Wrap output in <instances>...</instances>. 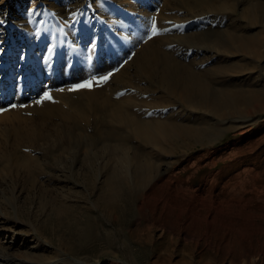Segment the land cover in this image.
I'll return each mask as SVG.
<instances>
[{
	"label": "bare ground",
	"instance_id": "obj_1",
	"mask_svg": "<svg viewBox=\"0 0 264 264\" xmlns=\"http://www.w3.org/2000/svg\"><path fill=\"white\" fill-rule=\"evenodd\" d=\"M5 1L0 2V24L5 23L7 28L11 21L16 22L25 35L23 46L27 55L22 66L16 69L17 53L10 46H4L11 36L10 30L7 28L1 32L3 47L0 53L8 59V65H13L10 74L16 76L17 73L20 77L24 74L23 69L27 68L30 71L29 83L39 82L32 91L36 95L43 92V84L51 87L43 92L39 101L32 103L28 102L32 98L30 94L21 95L24 94L23 87L19 85V91L10 89L7 100L2 86L5 82L0 80V122L8 115V139L7 135L4 136L2 145L10 143L14 153L21 148L33 151L34 146L39 149L36 153H42L41 156H31L29 163L25 162L27 177L36 184L38 175L43 171L49 184H53L54 179L60 180L61 176L72 182L81 167L84 187L89 194L110 188L113 198L102 204L106 213L111 214L110 209L116 205L115 198L127 188L131 192L128 197L136 202V209L139 212L149 209L156 213L165 233L175 229L178 233L190 232L192 239H198L200 243L201 240L226 242L224 255L233 248V261L249 254L251 246L238 230L244 225L245 213L264 212V137L254 139L252 134L248 136L250 118L255 113L264 112L262 29L248 31V26L239 25V20L231 15L224 19L226 24L223 25L216 14L234 12L233 0H188L187 3H182V0H133L118 1L114 6L104 1L105 4H100L101 10L95 12L94 19L90 20L91 31H85V19L83 27L79 22L74 24L78 35L92 41L91 50L88 47L80 49L81 45H78L74 49L76 54L72 53L73 49L66 39L63 41L69 48L60 45L63 55H59L57 46H47L48 40L44 36H40L41 46L34 45L39 37L31 32L35 21L18 16L13 9L10 12ZM240 4L242 18L248 23L256 25L264 22V0H241ZM136 5L145 8L131 12L133 10L130 9ZM148 7L160 8L152 21ZM115 9L123 13V19H117ZM79 13L80 7L71 10L72 15ZM104 14L106 18L100 20ZM71 19L75 20L74 17ZM180 20L186 22L182 27L175 28L171 24ZM52 23L56 24L55 21ZM55 27L57 29L58 25ZM34 28L42 27L38 25ZM142 32L149 37L145 38V35L141 39ZM68 33L72 35V32ZM237 57L242 59L232 60ZM48 58L56 62L52 64L42 60ZM251 61L255 62L252 67ZM19 68L22 71H18ZM105 76L109 77L106 82L101 79ZM89 81L93 82L90 88L60 89L64 85ZM12 85L8 79V86ZM46 94L51 99H45ZM10 99L16 106L2 112L4 105L12 103ZM232 130L241 136L232 163L223 157L211 158L209 154L208 165L214 168L225 164L223 169L231 172V179L223 185L222 192L236 191L234 196L225 194L216 205L209 200L208 194L214 191V187L206 191L207 195H196L192 188L185 191L181 186L173 188L174 193L169 192L171 180L176 178H172V173L169 175L170 168L178 163L169 156L176 158L179 148L188 150L199 146L201 150H208ZM40 144L42 146L38 147ZM150 148L156 153L146 152ZM50 151L58 152L52 160L47 154ZM57 164H69L73 166V171L67 173L63 166ZM221 172L224 171H218L211 178L217 179ZM7 175L4 170L0 172V186ZM159 190L163 192L160 195L157 194ZM70 191L73 192L74 187ZM12 208L18 212L16 204ZM202 208L216 213L228 211L227 220L232 231L231 227L218 230V223L216 227L198 224L199 219L194 214H199ZM188 209L191 217L186 216ZM22 223L17 217L9 218L0 209V236L6 233L13 235L10 241L0 242V264H63L59 260L43 258L39 251L37 253V249L42 248L39 239L29 247L36 253L26 252L29 259L18 257L15 253L17 245H14L18 242H14L20 239L17 237L22 233L17 226ZM29 226V233L39 234L40 224L31 221ZM258 243L259 247L255 246L253 250L260 252L261 261L258 258V264H264V240ZM181 255L187 258V255Z\"/></svg>",
	"mask_w": 264,
	"mask_h": 264
},
{
	"label": "rangeland",
	"instance_id": "obj_2",
	"mask_svg": "<svg viewBox=\"0 0 264 264\" xmlns=\"http://www.w3.org/2000/svg\"><path fill=\"white\" fill-rule=\"evenodd\" d=\"M1 1L2 0H0V2ZM104 1H108L110 3L109 5L113 4L114 6L117 5L118 1L123 3L132 2L133 0H6L5 5L8 6L10 12L14 11L18 16H22L26 19L35 21L31 32L34 36H39L37 37L39 41H37L38 39L36 38V43H34V45L37 44V47L41 46L40 36H44L48 40L47 46L51 45L54 48H56L57 46L58 54L63 55L61 51L63 48L61 46H63L65 49L67 47L68 49V44L73 49L72 53L74 52L75 54L76 50L74 49H76L78 45H81L80 49L88 47L90 48L89 51L91 50L93 44L92 41L83 39L81 34L78 35V33L75 32L74 24L75 22H79V24L81 23V27H83V19H85L87 22L85 31H91L90 20L95 15V12H97L99 9L101 10L100 4H105ZM187 2L188 0H182V3ZM240 2L239 0H233L236 8L235 11L227 13H217V19L223 22L222 24L225 25L226 21L224 19L231 15L235 20H239V25L248 26V31L250 30L251 32H256L262 29L261 31L264 33V22L262 23L260 21L256 25H252L250 22L248 23L246 19L242 18V6ZM137 6L138 5H136L134 9H130L133 10L131 12H139L142 11L143 8H145L143 6ZM77 7H80L81 13L72 15L71 10L76 9ZM11 9L13 10L11 11ZM147 10L151 13V18L149 17L151 21L156 19L157 13L160 12L159 7H148ZM118 11L115 9V13L118 17L117 19L120 18L119 20H121L124 18V15H122V12ZM106 16L107 15L105 14L102 15L100 20L105 19ZM73 17L75 19L74 21L71 19ZM51 20L52 22H56L55 25H58L57 29L54 23L48 22ZM13 23L15 24L16 22L14 20L11 21L10 25L7 27L8 29L6 28L7 25H4L5 23L0 24V51L3 47L1 42V32L6 31V29L10 30L11 36L6 39L7 45L4 44V46L5 48L6 46H10V48H12V51L15 50V52L17 53V59L18 61L20 60V62L17 61V64H15V68L17 69L19 65L22 66L21 63L25 62L24 57L26 54L23 46L25 42L23 36L25 35L22 34V30ZM185 23L186 22H183L181 20L177 21V23L171 22V24H173L175 28L182 27ZM38 25L42 28H34V26ZM34 29H36L37 31H35ZM68 32H72V35ZM82 32H84V30ZM140 35L141 39L145 37V35V38L149 37L148 34L144 32L140 33ZM54 38L56 39L54 40ZM66 39L69 42L68 44L66 43V41H63ZM31 40L33 41V39ZM60 40H62L64 44H62ZM97 41L99 40L97 39ZM263 48L262 51H264ZM28 50L29 47L27 48L26 53L28 52ZM86 53L88 54V51ZM49 59L50 58L42 60H44L45 63L51 62L52 64H54L56 62H52V60ZM239 59L242 58L237 57L232 60L236 61ZM0 61V80H2V82H5L4 84H2V86L4 87L3 90L5 91L4 94L6 95L7 100L8 92L10 91V89L14 88L17 91L19 89V85L20 87H23L22 92L24 94L21 95L24 96L25 94H30L32 98H29L28 102L32 103L35 101H39L44 94L43 92H47L48 90H50L51 87L42 83L43 92L38 95L34 94L32 91L36 89V86L39 84V82L31 81L30 83L32 84L29 83L28 79H30V71L27 70V68L23 69V75L18 74L20 75V77H17V73L16 76L14 75V73L10 74V71L13 70V65H8V59L3 56V53H0ZM261 63L264 64V58L262 59ZM250 64H252V67L255 62L251 61ZM260 69L261 66L259 70ZM18 71L22 70L20 69ZM49 76H51V74ZM8 79L12 81L13 85L11 87L8 86ZM83 83L84 82H78L77 84L72 83V85H64L60 89L66 91H68L69 88L76 89V85ZM11 101L12 100L10 99L9 102ZM14 103L15 102L12 101L9 106L8 103L4 105L2 107V112H6L9 107L16 106ZM1 119L3 120L0 122V172L4 170L8 173V177L4 181V184L0 186V209L3 210L9 218L14 219L15 217H17L23 222L22 224H19L17 226V230L22 233L17 237L18 239H20L19 241L16 239L14 242H18V244H14L17 245L16 248L18 250H16L15 253L18 257L29 259L25 255V253H36V250H31L29 247L35 245L36 242L34 241L39 239L42 244V248L37 249V253L39 251L38 254L43 258H49L48 260H59L60 263L63 264H258V260L261 261V256L259 255L260 252L256 250L254 251L253 248H256L255 246L259 247L258 242H260L261 239L264 240L263 211L250 212L249 214L245 213L244 216L241 215L244 217V227L242 226L241 228H239L238 233L244 238L246 242H248V244L251 246V249L249 254L240 257L236 261H233V248L230 253L224 255L226 242L214 243L213 241L201 240L200 243L198 239H192L190 232L183 231L178 233L175 229H172V232L170 231L165 233L162 227V222H160L156 213L149 209L145 210V212H139L136 209V202L135 200H132L128 197L131 195V192L127 188L121 190L120 194L117 196V198H115L116 207L114 206L110 209L111 214L109 212L106 213L102 204L105 200H111L110 198H113L110 188L107 187V189L104 191L100 190L89 194V192L84 187L85 181L83 179L81 167H79L78 171L80 172L78 176H76L74 178V181L72 182L66 180V177L61 176L60 180L54 179L53 184H49L45 181L44 176L46 174H44L42 171V174L38 175V183H33V180L27 177L26 168L24 167L26 165L25 162L28 161V159L30 160L31 156H41L42 153H36L39 149H37V147L35 146V149L33 148V151L31 150V148H28L27 150L21 148L19 151H17V153H14V149L10 145V143H8V146L2 145L1 142L5 140L4 136L7 135L6 139H8V115L7 118ZM263 124L264 112L255 113L253 117L250 118V121L248 123V127L251 129H249L248 131V136L252 134L254 139L264 137ZM5 131H7V134L5 133ZM228 132L230 134L226 133L224 136H222V140L220 139L219 141H217V143H215L212 148L208 150H201L202 147L199 146H196L192 149L188 147V150H186L185 148H179L176 158L169 156L170 158H172V161L174 159L178 160V163L172 165L173 167L170 168L171 171L169 175L172 173V178L176 176L177 179L174 178L173 180H171V188H169V192L174 193V190L177 187L180 188L181 186V188L183 187L185 191L186 188H192L195 191L196 195H207L206 191H208L211 187H214V191L208 194H210L209 200H212L216 205L218 204V202L220 203V200L224 198L225 194L234 196V193L236 191L233 192L232 190H228L226 191L227 193L222 192L223 185L231 179V172L223 169L225 164L221 163L214 168H210V166L208 165L210 162V157L212 158L213 156L217 159H220L221 157L226 158L229 163H232L234 152L238 148L237 143L239 142V138H241V136L237 134L235 130ZM39 146L42 145L40 144L38 145V147ZM215 150L220 151L215 152ZM148 151L156 153L151 148L146 152ZM57 153L58 152L56 151L47 152L51 160L56 157ZM6 154H10L11 156H7ZM209 154L212 156L208 157ZM200 155L203 156L201 157ZM199 157L200 159L197 161V158ZM253 157L254 155L251 156V159H253ZM145 158L146 157H142V159ZM262 158H264V154ZM57 166H63V169L67 173L73 171V166L69 164H57ZM110 169L111 165H109L108 167V170ZM47 170L49 171L48 168ZM218 171L224 172L219 173L217 179L213 180L211 178L212 175L217 173ZM166 175H164L163 177H165ZM72 187H74L73 192L70 191V188ZM173 188L175 189L173 190ZM134 191L135 190L133 189V194L135 193ZM162 193L163 192L161 190L157 192L158 195ZM220 197L222 198L220 199ZM9 201L12 204H10ZM13 204H16V206L18 207L17 213L12 208ZM200 211L199 214L197 212L194 215L195 217L197 216L196 219H199L197 223L201 226L207 227L210 224V227H216V223H218L216 227L218 230L229 229L231 227L230 229L232 231V226L227 220V216L229 214L228 211L216 213L215 211H212L208 208H202V210L200 209ZM190 212L191 211L188 209V212H186V216L191 217L192 214ZM210 213L211 215H209ZM219 213H223L224 217L223 214L220 215ZM216 219H218L219 222L218 220L217 222H215ZM31 221L35 224H40L39 234L29 233V222ZM203 222H205V224ZM224 224L226 225V228ZM12 236L13 235H11V233L1 235L0 242L4 240L7 242L10 241ZM172 244H174V247L172 246ZM165 253H170L172 255L170 257L161 256V254ZM181 254L187 255V258H182ZM168 258H170V260ZM216 258H218V261Z\"/></svg>",
	"mask_w": 264,
	"mask_h": 264
},
{
	"label": "snow or ice",
	"instance_id": "obj_3",
	"mask_svg": "<svg viewBox=\"0 0 264 264\" xmlns=\"http://www.w3.org/2000/svg\"><path fill=\"white\" fill-rule=\"evenodd\" d=\"M108 78H109L108 76H105V77H102L101 79L106 82ZM92 84H93L92 81H89V82L84 83V84H79V85H76V89H80V88H90L92 86ZM45 99H51V96L48 95V94H46L45 95Z\"/></svg>",
	"mask_w": 264,
	"mask_h": 264
}]
</instances>
